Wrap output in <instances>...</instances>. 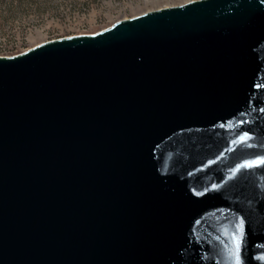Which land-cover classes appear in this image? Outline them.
I'll return each mask as SVG.
<instances>
[{
  "label": "water",
  "instance_id": "water-1",
  "mask_svg": "<svg viewBox=\"0 0 264 264\" xmlns=\"http://www.w3.org/2000/svg\"><path fill=\"white\" fill-rule=\"evenodd\" d=\"M237 254L264 264V0H189L0 55V264Z\"/></svg>",
  "mask_w": 264,
  "mask_h": 264
},
{
  "label": "rangeland",
  "instance_id": "rangeland-1",
  "mask_svg": "<svg viewBox=\"0 0 264 264\" xmlns=\"http://www.w3.org/2000/svg\"><path fill=\"white\" fill-rule=\"evenodd\" d=\"M187 1L0 0V55L54 38L93 33L119 19Z\"/></svg>",
  "mask_w": 264,
  "mask_h": 264
},
{
  "label": "snow or ice",
  "instance_id": "snow-or-ice-1",
  "mask_svg": "<svg viewBox=\"0 0 264 264\" xmlns=\"http://www.w3.org/2000/svg\"><path fill=\"white\" fill-rule=\"evenodd\" d=\"M239 247H240V245H239V242L237 241V244H236L237 250L239 249ZM236 262H237V264H240V258H239V255L238 254L236 256Z\"/></svg>",
  "mask_w": 264,
  "mask_h": 264
},
{
  "label": "bare ground",
  "instance_id": "bare-ground-1",
  "mask_svg": "<svg viewBox=\"0 0 264 264\" xmlns=\"http://www.w3.org/2000/svg\"><path fill=\"white\" fill-rule=\"evenodd\" d=\"M142 1H146V0H142ZM133 5V4H132ZM169 6H173V5H169ZM166 7V6H165ZM161 8V7H160ZM158 9V8H157ZM154 10V9H153ZM148 11H150V10H148Z\"/></svg>",
  "mask_w": 264,
  "mask_h": 264
}]
</instances>
